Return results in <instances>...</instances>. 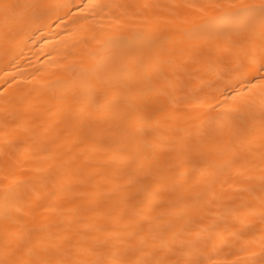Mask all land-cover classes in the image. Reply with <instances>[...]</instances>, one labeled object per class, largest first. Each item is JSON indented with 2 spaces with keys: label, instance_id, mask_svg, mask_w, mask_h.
Returning a JSON list of instances; mask_svg holds the SVG:
<instances>
[{
  "label": "bare ground",
  "instance_id": "6f19581e",
  "mask_svg": "<svg viewBox=\"0 0 264 264\" xmlns=\"http://www.w3.org/2000/svg\"><path fill=\"white\" fill-rule=\"evenodd\" d=\"M0 264H264V0H0Z\"/></svg>",
  "mask_w": 264,
  "mask_h": 264
}]
</instances>
